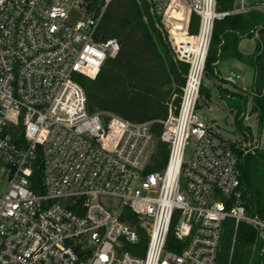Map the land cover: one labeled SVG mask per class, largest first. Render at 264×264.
<instances>
[{
    "label": "built area",
    "instance_id": "2783aa9c",
    "mask_svg": "<svg viewBox=\"0 0 264 264\" xmlns=\"http://www.w3.org/2000/svg\"><path fill=\"white\" fill-rule=\"evenodd\" d=\"M98 1L99 14L93 0H0V264H220L227 221L235 234L256 231L264 264V220L248 214L238 170L260 146L231 143L197 114L216 22L264 12V0H235L229 12L217 0H137L188 66L159 137L154 122L87 110L80 78L95 80L120 52L99 31L112 0ZM158 141L168 157L149 172Z\"/></svg>",
    "mask_w": 264,
    "mask_h": 264
},
{
    "label": "trees",
    "instance_id": "16d2710c",
    "mask_svg": "<svg viewBox=\"0 0 264 264\" xmlns=\"http://www.w3.org/2000/svg\"><path fill=\"white\" fill-rule=\"evenodd\" d=\"M93 1L88 5V11L99 14L104 4L98 0ZM234 8L235 0H217L219 12L233 11ZM198 22V18L192 15L189 24L191 34L197 33ZM99 31L105 38L116 39L120 52L115 58L106 60L95 80L80 78L86 94L88 112H110L131 122H154L153 132L159 137L163 130L159 121L166 120L169 111L179 106L188 71L187 64L174 58L166 35L145 1L112 0L105 8ZM256 31H259L264 40V12L251 11L217 21L205 70L211 77H218L213 71H216L219 60L233 58L247 61L255 71L251 92L253 113L262 121L264 49L257 44L255 54L248 59L238 51L239 41L252 38ZM203 94L210 99L208 91L201 87L200 95ZM219 94L234 113L237 128L248 136L249 128L243 126L244 110L248 101L246 93L236 95V92L220 87ZM167 157V145L158 141L151 155L149 172L160 170ZM238 170L242 185L241 200L248 214L264 220V151L247 154L243 163L238 164ZM35 174L40 175L39 170H35ZM126 216L125 220L131 225L138 223L137 217L131 212L127 211ZM171 239L172 235L169 240ZM145 243L146 239L143 238V247ZM233 246L231 264L261 263V244L256 231L248 225L240 224L235 234L233 222L225 223L220 264L228 263Z\"/></svg>",
    "mask_w": 264,
    "mask_h": 264
},
{
    "label": "rangeland",
    "instance_id": "374dc122",
    "mask_svg": "<svg viewBox=\"0 0 264 264\" xmlns=\"http://www.w3.org/2000/svg\"><path fill=\"white\" fill-rule=\"evenodd\" d=\"M252 35V38L255 40L244 38L238 43V50L246 57L255 54L257 44L261 46L262 50L264 49V40L261 38L259 31L254 32ZM231 63L232 62L225 59L221 60L220 65L216 68L220 72L219 77H211L205 70L202 87L208 91L210 99L207 98L206 94L200 95L197 114L205 123L212 125L221 137L231 143H243L250 139L252 144H259L260 150H257L258 152L264 151V119L261 121L259 116L253 113V100L251 97L253 73L252 71L236 70ZM213 72L216 74V71ZM232 72H235L242 78V81H237V86L242 88L248 96V101L244 110L245 118L243 120V126L249 128L250 131L248 136H245L244 133L237 128L235 125L234 113L228 108L226 101L219 97L220 87L231 92H236V95H243L242 91L224 81ZM193 149V144H189L186 150V159L190 157ZM246 155L247 154H240L239 163H243ZM7 183V176L3 174L2 168L0 167V197L5 191Z\"/></svg>",
    "mask_w": 264,
    "mask_h": 264
},
{
    "label": "crops",
    "instance_id": "0c3cea01",
    "mask_svg": "<svg viewBox=\"0 0 264 264\" xmlns=\"http://www.w3.org/2000/svg\"><path fill=\"white\" fill-rule=\"evenodd\" d=\"M251 39H254V38H251ZM255 40V39H254ZM239 51V50H238ZM240 52V51H239ZM241 53V52H240ZM242 54V53H241ZM246 59H248L249 57H246L244 54H242ZM251 57V56H250ZM225 60H227V61H230V62H232L231 64H232V66H234V68L236 69V70H246L247 72L248 71H252V73H253V84H254V80H255V71H254V69L249 65V63L247 62V61H245V62H242V61H239V60H236V59H233V58H230V59H225ZM220 62H221V60H219L217 63H216V68L220 65ZM243 66H246V67H243ZM216 73H217V75H218V77H219V75H220V72L218 71V69H216ZM235 73V72H234ZM239 76V75H238ZM240 77V76H239ZM237 81H242V78L240 77V79L239 80H237ZM237 81H236V83L233 85L234 87H236L237 89H239L240 91H242L243 93H246L242 88H240V87H238L237 85ZM252 89H253V87H252Z\"/></svg>",
    "mask_w": 264,
    "mask_h": 264
}]
</instances>
